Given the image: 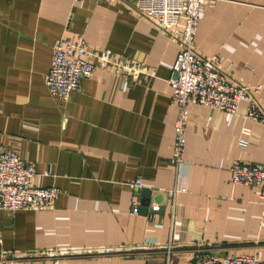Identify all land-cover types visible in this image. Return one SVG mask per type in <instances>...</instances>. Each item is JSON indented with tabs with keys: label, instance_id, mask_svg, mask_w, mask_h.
Returning <instances> with one entry per match:
<instances>
[{
	"label": "crops",
	"instance_id": "0c3cea01",
	"mask_svg": "<svg viewBox=\"0 0 264 264\" xmlns=\"http://www.w3.org/2000/svg\"><path fill=\"white\" fill-rule=\"evenodd\" d=\"M180 31L132 0H0V143L33 166V186L60 191L47 209L0 210V264H192L196 251L264 260L258 188L229 172L234 161L264 166V123L245 117L246 102L233 115L192 102L183 162H169ZM78 34L95 68L59 100L44 83L52 47ZM193 47L257 86L264 108V0H203ZM121 56L120 72L99 59Z\"/></svg>",
	"mask_w": 264,
	"mask_h": 264
},
{
	"label": "built area",
	"instance_id": "2783aa9c",
	"mask_svg": "<svg viewBox=\"0 0 264 264\" xmlns=\"http://www.w3.org/2000/svg\"><path fill=\"white\" fill-rule=\"evenodd\" d=\"M75 2L80 0H73ZM128 1V0H105ZM133 8L139 15L151 21L162 30L170 31L181 25L178 38L180 48L176 55L173 71L176 77L170 80L172 104L177 106L174 125L172 156L169 162L178 166L183 162L186 141L185 124L189 117L192 102L230 115L236 113L240 102H246L245 117L264 123V108L258 102L257 86L233 80L226 71L220 70L213 57L198 54L193 47V37L198 29L203 0H132ZM86 41L82 34L59 38L52 47L49 70L45 75V86L53 97L67 100L72 91L79 87V81L93 72L95 65L89 60ZM114 66L120 72L124 57L99 58ZM243 135L249 134L243 129ZM247 140L239 139L238 148L243 150ZM230 180L234 184L255 186L258 197L264 204V166L234 161L230 167ZM34 168L25 163L15 151L4 149L0 143V210H43L51 207L59 195L55 187H36L32 185ZM141 187L139 179L131 184ZM178 190L167 191L170 199V213L174 212V197ZM153 205L152 210H158ZM134 206L132 213L136 214ZM167 255L171 252L167 247ZM192 264H264L255 254H238L219 257L196 251Z\"/></svg>",
	"mask_w": 264,
	"mask_h": 264
}]
</instances>
